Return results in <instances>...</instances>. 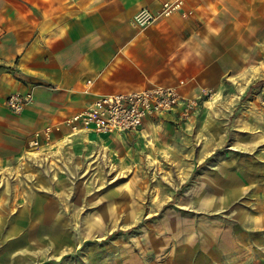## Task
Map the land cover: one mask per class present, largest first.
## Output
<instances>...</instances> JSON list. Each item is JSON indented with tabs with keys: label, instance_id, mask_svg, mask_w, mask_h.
<instances>
[{
	"label": "rangeland",
	"instance_id": "1",
	"mask_svg": "<svg viewBox=\"0 0 264 264\" xmlns=\"http://www.w3.org/2000/svg\"><path fill=\"white\" fill-rule=\"evenodd\" d=\"M212 1L203 8L211 22L209 72L189 52L176 72L182 94L197 102L189 117L167 116L132 140L92 137L77 148L58 142L28 150L27 138L17 151L0 153V178L9 179L8 186L0 181L1 259L264 264V83L241 100L264 80V0ZM33 154H46L48 173ZM232 185L242 192L221 212L206 208ZM50 211L56 219H41ZM87 221L94 224L91 235L83 231ZM199 223L214 229L191 247L172 249L176 236L183 242Z\"/></svg>",
	"mask_w": 264,
	"mask_h": 264
},
{
	"label": "crops",
	"instance_id": "2",
	"mask_svg": "<svg viewBox=\"0 0 264 264\" xmlns=\"http://www.w3.org/2000/svg\"><path fill=\"white\" fill-rule=\"evenodd\" d=\"M164 1L172 0H0V153L17 151L28 138L27 148L35 133L49 125L60 127L52 133L53 146L69 142L77 148L92 137L100 142L103 137L132 140L167 116H180L179 109L167 112L159 121L148 119L141 131L123 135L71 132L63 124L66 117L81 111L99 95L176 84V72L186 52L190 60H205L203 71L209 72L212 35L207 30L210 19H204L205 0H184L181 8L169 16L159 17L143 28L133 25L138 9L157 11ZM203 82L205 78L199 80L200 85ZM14 91H30L33 99L13 117L8 115L12 112L4 102ZM73 137L75 141H71ZM241 192L232 185L229 194L211 197L206 208L217 214L222 211L221 204ZM46 218L56 219L57 215L43 212L41 219ZM210 229H214L210 224L199 223L194 234L183 242H178L176 236L172 249L191 247L192 239ZM83 231L86 234L87 230ZM0 264L17 263L7 257L0 258Z\"/></svg>",
	"mask_w": 264,
	"mask_h": 264
},
{
	"label": "built area",
	"instance_id": "3",
	"mask_svg": "<svg viewBox=\"0 0 264 264\" xmlns=\"http://www.w3.org/2000/svg\"><path fill=\"white\" fill-rule=\"evenodd\" d=\"M183 3L184 0L164 1L157 11L141 7L133 16V25L143 28L159 17L171 15ZM88 83L90 81L86 82ZM182 85L181 80L176 84L99 95L84 109L66 117L63 124L71 132L88 130L123 135L135 134L142 130L148 119L159 121L167 112L177 109L181 116L189 117L197 102L182 94ZM32 99L30 91H14L5 98L4 104L12 113L20 114ZM59 130L58 125H49L35 133L27 143L28 150H37L52 144V133Z\"/></svg>",
	"mask_w": 264,
	"mask_h": 264
},
{
	"label": "bare ground",
	"instance_id": "4",
	"mask_svg": "<svg viewBox=\"0 0 264 264\" xmlns=\"http://www.w3.org/2000/svg\"><path fill=\"white\" fill-rule=\"evenodd\" d=\"M205 104L206 105H209L210 104V102H208V100H206L205 101ZM84 137H86V136H84ZM79 138V137H78ZM74 139V141L76 140L74 137L73 138H71V141ZM73 141V142H74ZM102 143V142H101ZM46 154H42L41 156H38V155H34L33 154V156H32V158L31 159H33V161L35 162V164L36 165H38L44 172H46L47 171V173L49 172V168L47 167L48 165H46ZM0 181H2V183H6V186H8L9 184V179L7 178V179H5V177H2V178H0ZM93 222L92 221H87L86 223H85V227H84V229H86L87 231H88V234L91 232V229H92V227H93ZM82 230V229H81ZM90 235H91V233H90ZM82 236V235H81ZM53 252H54V250H53ZM17 253V252H16ZM65 252L64 251H61V252H59L56 256H54L55 257V259H59L60 258V256H62V254H64ZM43 254V253H42ZM17 258L18 259H20V256H17ZM33 262H35L34 260H33Z\"/></svg>",
	"mask_w": 264,
	"mask_h": 264
},
{
	"label": "trees",
	"instance_id": "5",
	"mask_svg": "<svg viewBox=\"0 0 264 264\" xmlns=\"http://www.w3.org/2000/svg\"><path fill=\"white\" fill-rule=\"evenodd\" d=\"M262 83H264V80H259L256 83H254L253 85H251L250 88L248 89V91H246V93L242 96L241 100H245L248 97L251 89L256 87L259 84H262Z\"/></svg>",
	"mask_w": 264,
	"mask_h": 264
}]
</instances>
